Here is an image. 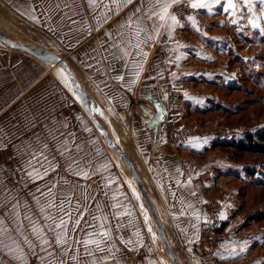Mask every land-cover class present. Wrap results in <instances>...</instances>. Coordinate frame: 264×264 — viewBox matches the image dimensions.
I'll return each mask as SVG.
<instances>
[{
  "label": "crops",
  "instance_id": "0c3cea01",
  "mask_svg": "<svg viewBox=\"0 0 264 264\" xmlns=\"http://www.w3.org/2000/svg\"><path fill=\"white\" fill-rule=\"evenodd\" d=\"M192 2L94 0L90 5L89 0H0V9L25 20L27 44L66 60L94 104L111 120L125 153L137 163L180 264H239L233 261L235 238L229 234L226 241L209 246L201 228L213 200L203 161L209 139L185 121L187 93L180 86L192 75L194 54L200 48L195 39L207 28L201 20L205 9H195L193 15ZM165 3L170 6L160 21L155 14H162ZM137 31L139 49L134 47ZM0 32L15 40L1 27ZM2 47L0 149L11 152L15 165H0V264L18 257L13 246L1 249L10 234L7 228L21 224L18 241L13 237L7 242L26 244L27 187L36 190L47 182L48 175L36 181L27 175L32 170L29 161L40 168L33 153L47 155L50 164L68 163L69 157L79 162L84 131L94 129L57 66ZM59 178H64L61 171ZM28 223L31 227L34 222ZM226 230L222 225L221 232ZM28 237L32 243L30 231ZM21 255L27 258L26 248Z\"/></svg>",
  "mask_w": 264,
  "mask_h": 264
},
{
  "label": "rangeland",
  "instance_id": "374dc122",
  "mask_svg": "<svg viewBox=\"0 0 264 264\" xmlns=\"http://www.w3.org/2000/svg\"><path fill=\"white\" fill-rule=\"evenodd\" d=\"M211 1L208 3L212 7L205 9L201 18L207 28L199 34V40L195 39L200 48L194 54L192 75L180 84L187 93L186 105L183 103L185 121L200 128L209 139L203 155L204 176L213 199L211 208L219 215L223 213L226 219H221L222 225L228 230L220 232L224 237L220 243L230 234L238 243L235 252L239 256L234 253V262L264 264V156L238 153L223 146L225 141L243 138L264 127V3L251 0L245 5L242 0H233L236 8L225 12L226 0H222V5ZM191 11L194 15L195 9ZM24 21L0 9V27L13 39L27 43ZM253 22L257 27H252ZM97 117L106 129L98 114ZM84 133L78 164L73 163L74 157H69L68 163L50 164L55 170L49 171L46 184L39 188L46 192L55 184L52 196H40L27 187V238L30 231L33 242H7L13 237L18 241L23 230L17 225L7 228L10 234L1 249L13 246L18 257L1 260L4 264H171L124 163L114 149L105 146L95 129L89 127ZM0 157L5 162L0 161L3 167L15 165L8 149H0ZM6 159L10 160L9 165ZM60 171L64 173L62 180ZM34 196L40 197L41 204L51 203L52 207L40 213L41 204L36 203ZM62 200L68 209H74L79 202L80 209L72 211L71 219L65 215L68 224L62 234L66 243L58 245L44 217L60 215L58 206ZM75 219L80 224L73 231ZM28 222L34 223L29 227ZM104 231L110 232V238L99 235ZM85 240L90 243L85 245ZM96 240L102 241L103 251L91 242ZM25 248L27 258L21 255ZM241 248L245 251L240 252Z\"/></svg>",
  "mask_w": 264,
  "mask_h": 264
},
{
  "label": "water",
  "instance_id": "95a60500",
  "mask_svg": "<svg viewBox=\"0 0 264 264\" xmlns=\"http://www.w3.org/2000/svg\"><path fill=\"white\" fill-rule=\"evenodd\" d=\"M0 43L2 44L3 48L7 50L31 56L44 64H58L63 68V70L66 72L67 76L71 80L72 86L76 92L77 97H79L78 100L81 103V108L85 112L86 116L88 117L96 132L99 134L103 143L108 149H115L125 166L128 168L129 173L131 174V177L133 178V181L135 182L140 196L144 201L149 215L154 223L158 237L162 243L163 249L169 261L171 262V264H180L174 250L168 242L165 231L157 214L156 208L149 196V193L147 192V189L141 179V176L139 175L130 157L117 144L114 143V141L111 139L109 132L99 122L97 114L94 111L93 107L95 105L86 90L79 82L77 74L72 68V66L63 57L57 54H54L37 46L24 44L22 42L12 40L1 32Z\"/></svg>",
  "mask_w": 264,
  "mask_h": 264
},
{
  "label": "snow or ice",
  "instance_id": "6c2138e0",
  "mask_svg": "<svg viewBox=\"0 0 264 264\" xmlns=\"http://www.w3.org/2000/svg\"><path fill=\"white\" fill-rule=\"evenodd\" d=\"M157 2H159V0H157ZM242 2L245 5H248V4L251 3V0H242ZM260 2L264 3V0H260ZM93 3H94V0H89V4L90 5L93 4ZM212 3L217 4V5H222V0H212ZM226 3H227V7L224 8L225 12H227L229 9H235L236 8V4L233 3V0H226ZM169 6L170 5L165 3L163 5V7H162V14H155V15L159 16V20L160 21H164L165 20V17H166V14L168 12ZM190 6H191L192 9H210L212 7V4L205 2V0H195V2H192ZM105 7H107V6L105 5ZM137 10H139V9H137ZM105 18H107V17H105ZM130 19L131 18H129V20ZM171 19L173 20V22H175L176 21V16L173 15L171 17ZM232 23H236V21L233 20ZM153 24H155V21H153ZM252 27H257L255 22H253ZM139 34H140L139 31H137L135 33V36H134V38L137 40V43L134 45V47L136 49H139L140 48V44H141V42L139 41ZM129 43H131V41H129ZM137 54L139 55V53H137ZM120 78L123 79V77H120ZM32 160H36V162L39 163L40 168L43 169V172L41 173L40 168H33L32 161H29V168H31L32 170L28 171L27 175L29 177H31L32 181L42 180L45 176H47L49 174L50 170H52V171L55 170L54 168L50 167V162L48 160V156L47 155H43L42 157H38L36 153H33ZM73 163L78 164L79 162L74 160ZM85 175H87V174H85ZM176 183H177L178 186L180 185L179 180H177ZM190 184H191V177H189L188 181H187V185H190ZM187 185H185V186H187ZM54 187H55V184H52L51 187L47 188L46 192L41 191V189L39 187H37L36 188V192H39L40 196H44V197L52 196ZM171 194H172V196L174 198L176 197V193L175 192H172ZM191 195L194 196L195 192L191 193ZM33 199L36 201L37 204H41L40 197L34 196ZM204 203H207V201H204ZM190 206L191 205H189V207ZM51 207H52L51 203L41 204V207L39 208V212L40 213H44L45 212V208H51ZM141 207L143 208V205H141ZM58 209H59L60 215L54 216V215H50L49 214V215H45L44 219L46 221V226H47L48 231L53 233L54 236H55V243L58 244V245H63L64 243H66V240L63 238V234L62 233H63V230L67 229V224H68V221L65 220L64 217H65V215H67L71 219L72 218V211H79L80 204H79V202H77V204H76L74 209H68V208H66L65 203L62 200L60 202L59 206H58ZM181 214H183V210H182ZM194 215L196 217L197 222H199L200 214L198 212H196V213H194ZM81 216H82V213H81ZM220 219H222V220L226 219V217L223 215V213H221ZM48 221H50V223H48ZM57 221H59V222H57ZM205 222H207L206 219H205ZM79 224H80V220L79 219H75L74 223H73V231L75 230V228ZM118 226H122V225H118ZM17 227H20V225L17 224ZM57 230H61V231H57ZM33 231H36V229L33 228ZM149 231H151V229H149ZM99 235L101 237H104L105 239H108V238H110L111 234L108 231H104V232L99 233ZM25 242L29 243L31 245V242L27 240V237H25ZM91 242H94L96 244L98 251H103V248L100 246L101 242H102L101 240H96V241H91ZM128 242L130 243L131 241H128ZM42 243L47 244L48 241L47 240H43ZM77 243H80V241H77ZM83 243L85 245H87L88 243H90V241L85 240V241H83ZM233 251H235V249H233ZM244 251H245V249H243V248L240 249V252H244ZM89 254H91V253H89ZM236 255L239 256V253H236ZM73 259H75V257H73Z\"/></svg>",
  "mask_w": 264,
  "mask_h": 264
},
{
  "label": "trees",
  "instance_id": "16d2710c",
  "mask_svg": "<svg viewBox=\"0 0 264 264\" xmlns=\"http://www.w3.org/2000/svg\"><path fill=\"white\" fill-rule=\"evenodd\" d=\"M223 146L230 147L238 153L264 156V127L254 134H247L243 138L225 141Z\"/></svg>",
  "mask_w": 264,
  "mask_h": 264
},
{
  "label": "built area",
  "instance_id": "2783aa9c",
  "mask_svg": "<svg viewBox=\"0 0 264 264\" xmlns=\"http://www.w3.org/2000/svg\"><path fill=\"white\" fill-rule=\"evenodd\" d=\"M0 159H2L0 157ZM10 159V158H9ZM7 160V164H10V160ZM2 161V160H0ZM5 164V162L2 161ZM205 220L201 223L202 232L207 240V245L216 246L220 241L224 240V237L221 236V228H222V220L220 219V215L217 211L212 210L208 213Z\"/></svg>",
  "mask_w": 264,
  "mask_h": 264
},
{
  "label": "bare ground",
  "instance_id": "6f19581e",
  "mask_svg": "<svg viewBox=\"0 0 264 264\" xmlns=\"http://www.w3.org/2000/svg\"><path fill=\"white\" fill-rule=\"evenodd\" d=\"M27 44V43H26ZM0 45L2 46V44L0 43ZM55 66H57V68L60 70V72H61V74L63 75V77H64V79L66 80V82H67V84H68V86H69V88L76 94V92H75V90H74V88H73V86H72V83H71V80L69 79V77L67 76V74H66V72L63 70V68L60 66V65H58V64H54ZM93 101V100H92ZM94 103V102H93ZM95 105V104H94ZM94 107V109L98 112L97 114L100 116V118L102 119V121L104 122V124H105V127H106V129H107V131L109 132V134H110V136H111V139L114 141V143L115 144H117L121 149H122V147H121V144H120V140H119V136L117 135V133H116V131H115V129H114V127H113V125L111 124V121L109 120V118H107L102 112H101V110L95 105V106H93ZM94 110V111H95ZM95 111V112H96ZM115 150V149H114ZM116 151V150H115ZM117 153V152H116ZM118 155V154H117ZM119 156V155H118ZM120 158V157H119ZM121 159V158H120ZM122 160V159H121ZM132 161V160H131ZM123 162V161H122ZM125 165V164H124ZM126 167V166H125ZM127 168V167H126ZM127 171H129L128 170V168L126 169ZM131 175V174H130ZM134 184H135V182H134ZM136 186V185H135ZM136 188H137V186H136ZM138 190V189H137ZM139 192V191H138ZM139 195H140V193H139ZM141 197V196H140ZM142 199V198H141ZM144 202V201H143ZM145 204V203H144ZM145 207H146V205H145ZM147 209V208H146ZM148 211V210H147ZM149 213V212H148ZM150 216V215H149ZM150 219H151V217H150ZM147 221V220H146ZM145 221V222H146ZM151 221H152V219H151ZM152 223H153V221H152ZM153 225H154V223H153ZM155 227V226H154ZM156 229V228H155ZM157 232V231H156ZM157 236H158V234H157ZM159 238V237H158ZM160 240V239H159ZM161 242V241H160ZM162 244V243H161ZM163 247V246H162ZM164 250V249H163ZM165 252V251H164ZM166 254V253H165ZM168 258V257H167ZM171 263V262H170Z\"/></svg>",
  "mask_w": 264,
  "mask_h": 264
}]
</instances>
